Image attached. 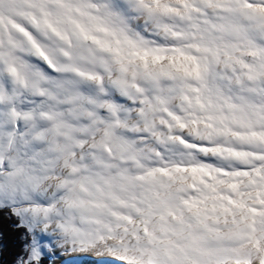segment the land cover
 Returning a JSON list of instances; mask_svg holds the SVG:
<instances>
[{"label":"snow or ice","instance_id":"6c2138e0","mask_svg":"<svg viewBox=\"0 0 264 264\" xmlns=\"http://www.w3.org/2000/svg\"><path fill=\"white\" fill-rule=\"evenodd\" d=\"M0 264H264V0H0Z\"/></svg>","mask_w":264,"mask_h":264}]
</instances>
